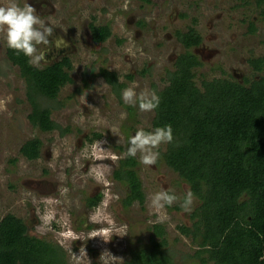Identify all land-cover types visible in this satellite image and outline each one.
Listing matches in <instances>:
<instances>
[{
  "label": "rangeland",
  "instance_id": "374dc122",
  "mask_svg": "<svg viewBox=\"0 0 264 264\" xmlns=\"http://www.w3.org/2000/svg\"><path fill=\"white\" fill-rule=\"evenodd\" d=\"M7 2L0 0V6ZM16 2L21 6L32 3L41 18L54 25L56 35L63 36L69 44L57 51L53 39L48 46L52 50L47 56L50 62L38 68L67 58L72 65L67 71L73 82L61 89L58 96L61 107L52 110L50 116L65 133L43 132L33 126L29 120L33 109L27 99L26 83L20 68L8 60V46L0 34V222L7 216L21 219L29 236L59 246L70 264L67 245L60 246L58 233L66 226L78 233L92 231L95 225L88 224L86 217L104 198L103 186L92 178L94 172L90 174L96 163L91 155L93 145L106 141L101 146L108 152L124 153L128 147L126 131L131 137L139 128L151 130L155 115L154 111L141 112L123 98L120 101L100 70L105 68L117 74L120 83L127 87L138 84L137 92L154 88L161 91L167 85V72L175 70L177 58L191 54L200 62L193 70L198 88L203 89L204 81L215 79L249 85L264 75L255 72L249 62L264 56V21L251 0H132L127 11L122 10L123 0ZM92 24L110 27L112 36L104 43H95ZM190 29L198 32L203 41L199 47L186 50L176 34ZM127 76L133 80L129 81ZM86 81L92 83V89L84 88ZM128 107L135 110L132 119L128 117ZM121 113H126L125 119H121ZM35 139L41 142L40 156L28 160L20 151ZM134 158L137 161L134 171L141 180L145 202L143 205L136 202L129 208L122 205L127 187L113 178L120 160L125 158L115 163L105 161L112 165L108 176L111 190L120 196L108 211L118 224L128 225V235L114 237L107 244L99 238L85 241L86 245L76 241L73 251L79 254V248L85 246L91 264H101L100 254L108 249L123 258L124 264L131 259L132 251L149 248L152 239L160 242L152 227L161 224L167 238L165 249L175 254V264H198L192 259L195 248L178 227H191V214L199 202L196 200L193 210L186 213L181 203L189 187L178 174L160 160L153 166H144L139 156ZM65 188L68 191L62 195ZM161 189L171 190L179 197L166 207L170 219L164 223L157 222L150 206V196ZM97 198L100 200L96 206L88 205L89 199ZM66 221L70 224L66 225Z\"/></svg>",
  "mask_w": 264,
  "mask_h": 264
},
{
  "label": "trees",
  "instance_id": "16d2710c",
  "mask_svg": "<svg viewBox=\"0 0 264 264\" xmlns=\"http://www.w3.org/2000/svg\"><path fill=\"white\" fill-rule=\"evenodd\" d=\"M251 2L264 21V0ZM91 32L95 43H104L112 36L108 26L92 24ZM176 35L186 50L199 47L203 41L194 29ZM7 57L20 68L26 83L27 99L33 109L31 124L43 132L57 130L64 134L50 116L52 110L61 107V89L73 82L67 71L72 69L70 60L63 58L39 69L9 47ZM249 62L255 72H264V56ZM199 66L191 54L180 55L175 70L166 74L164 89L154 88L160 104L154 110L152 129L170 124L174 135V141L160 151L159 160L178 174L199 202L191 214V227L182 225L178 230L195 248V263L264 264V75L249 85L230 79L204 81L200 89L193 74ZM100 75L121 101L127 84L120 83L117 74L105 68ZM126 78L133 80L132 76ZM84 88L92 89L93 85L86 81ZM126 109L128 117L134 118V108ZM125 135L129 140L130 132ZM40 147L39 140H31L20 153L28 160H36ZM136 166V159L127 157L120 160L113 175L128 189L122 201L124 208L145 202ZM99 200L89 199L88 205L94 207ZM152 230L160 242L152 239L149 248L132 251L131 259L124 264H175V254L165 249L164 225L156 224ZM0 264L68 263L59 246L29 236L21 219L7 216L0 222Z\"/></svg>",
  "mask_w": 264,
  "mask_h": 264
},
{
  "label": "clouds",
  "instance_id": "9594fccd",
  "mask_svg": "<svg viewBox=\"0 0 264 264\" xmlns=\"http://www.w3.org/2000/svg\"><path fill=\"white\" fill-rule=\"evenodd\" d=\"M132 0H123L121 5L123 11H127ZM0 34L6 40L7 46L17 55L23 54L28 58L29 64L41 66L49 63L47 56L52 50L48 47L53 39L55 48L60 51L69 47L63 36H57L55 27L50 21L41 18L37 8L32 3H25L23 6L16 0H8L6 5L0 6ZM138 84H133L122 91L123 101L131 106H138L141 112H152L158 108L160 97L155 91L143 89L137 92ZM126 118V113H121V119ZM174 141L173 128L169 125L155 127L151 130L139 128L128 140V147L124 153L119 155L108 152L101 145L106 141H97L93 145L91 153L92 159L96 162L90 169V174L94 172L93 179L97 184L103 186L104 198L100 204L86 217L88 224L95 225L88 233H78L66 226L65 230L58 233V242L61 247L67 245L66 250L70 254V264H91L85 246L79 248V254L75 253L72 245L76 241H82L86 245L88 240L99 238L105 244L110 243L114 237L123 238L128 235V225L118 224L114 216L108 209L113 201L120 199L119 194L112 192V181L108 179L111 174L112 165L105 163L111 160L116 161L139 156V161L144 166L157 164L161 153L160 147ZM79 163V161H77ZM82 167V165H81ZM65 188L62 195L67 193ZM179 200L171 190L161 189L150 196V206L154 210L157 222L164 223L170 217L166 213V207L172 206ZM59 203V201H57ZM196 203L195 194L189 189L181 203V207L186 213L193 210ZM70 221H66V225ZM87 225H85L86 227ZM98 226V227H97ZM99 260L101 264H123V258L113 255L108 249L101 252Z\"/></svg>",
  "mask_w": 264,
  "mask_h": 264
}]
</instances>
